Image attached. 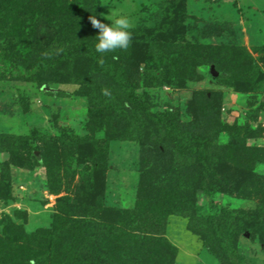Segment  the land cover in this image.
<instances>
[{
    "label": "rangeland",
    "instance_id": "1",
    "mask_svg": "<svg viewBox=\"0 0 264 264\" xmlns=\"http://www.w3.org/2000/svg\"><path fill=\"white\" fill-rule=\"evenodd\" d=\"M113 9L132 18L129 47L108 53L133 93L174 126L199 123L210 151L207 190L200 170L172 191L196 229L171 215L137 238L175 149L156 155L166 142L84 48L66 60L95 49L89 17ZM89 263L264 264V0H0V264Z\"/></svg>",
    "mask_w": 264,
    "mask_h": 264
},
{
    "label": "trees",
    "instance_id": "2",
    "mask_svg": "<svg viewBox=\"0 0 264 264\" xmlns=\"http://www.w3.org/2000/svg\"><path fill=\"white\" fill-rule=\"evenodd\" d=\"M80 47L84 48L82 50L83 54L87 52L86 57L89 58V60L91 59V63L92 65H94V68H95L94 71L97 75L99 74L109 75L110 80H112L113 84L117 86V89L120 90V93L121 94H124L125 92L127 93V95H125L124 98L121 100L120 102L121 105L125 108L130 109L131 111L130 114L132 115L141 113L143 115L142 120L147 122V125L145 128H147V130L151 133L155 132V135L156 133L157 135H160L163 139L162 143L166 142V144H164V147H163L164 152L160 151V146L155 147L156 155L157 153L162 154V155L169 154L167 152V150H169L168 146L172 145L173 148L175 149V152L173 154V157L171 158H175L177 161H179V163L175 164V167L173 169L174 171L172 173H169L166 176V180L164 181L166 182L165 189L163 190V192H160L158 194L159 196L157 199L155 200L150 199L151 198L150 195L148 196V198L146 197L148 194V191L145 188L149 185V182L148 184H146L144 181L145 187H144V190H142L140 196L141 197L143 196L141 198L143 200L146 198L147 200L149 199L147 203L154 204L153 207L151 206L153 208V212L152 211L150 212L149 210V214L145 216L144 219L138 220L139 226L138 228L133 230V232H136L137 238L143 235L144 236L145 235H158L160 234L158 232L159 231L158 228L155 227L156 229H154L153 226L154 225L161 226V227L164 226V222L166 218L171 215H178V216L189 218L190 220L189 228L191 230H193V228L196 229V225L194 224L191 225L192 212H191L190 207L186 206L187 205L186 203L182 205L183 201L180 197L177 196L178 193L176 194L173 192L174 194H172V191L173 190L183 191V189L186 188L189 181H193L191 178L189 179L187 175L194 176L196 172L197 171L200 172V170L202 173H199V175L202 174V176L201 178L198 177V179L195 178L196 182L197 183L201 182L202 184L203 183L205 184L206 179H205V176L203 175H206V173L209 172V168L211 165L210 163L212 160L210 158V151L208 149V146L205 147L202 144V142H200V139L202 138L195 135L196 134L195 130L200 129L199 123L195 122L192 125L194 127L193 128L194 130L187 131L184 129V127L174 126L175 122L170 121L172 120V117H174L173 114H171V112H168V115L162 114L158 116L150 114V111H149L150 108L148 104L146 103V100L143 97L136 96L133 93V88L135 85L133 82H131V79L128 78L129 74L126 71L124 73L125 66H123L122 64L124 60V55L122 54V52H120L117 55H113L108 52L105 54H101V53L94 51L95 49L91 48L87 44L83 46L79 45L78 47L70 46V48H65L64 50V54L65 56H67L66 60L68 62H73L74 58L78 57L77 56L78 52L75 55L73 51L80 49ZM133 49H135V47H133ZM133 49L131 53L134 52ZM127 55L128 54L126 52V56ZM134 56L135 55H133V57ZM101 58L103 59V63H100ZM61 60L62 58L60 57V55L57 56L56 60L52 62L53 64L51 65V68H55L54 66L57 64V62L59 61L61 62ZM46 65H47L46 62H38V64H36L37 68L41 70L46 69L47 68ZM169 70L171 69L169 68ZM215 70H216V67H215ZM120 73L122 77H119L117 79L113 78L119 75ZM212 79L217 81L219 77L217 78L212 77ZM167 124H171L173 127L167 126ZM200 131L201 130H199V134H201ZM151 141L156 142L157 137L154 136L153 140L151 139L149 142ZM180 155H185L187 156V158H181ZM206 186L207 184L204 185V187L199 186L200 187L199 189H203L204 191H206L207 190ZM165 190H168V192H166ZM197 233H200V232H197ZM171 249L173 248L171 247Z\"/></svg>",
    "mask_w": 264,
    "mask_h": 264
},
{
    "label": "clouds",
    "instance_id": "3",
    "mask_svg": "<svg viewBox=\"0 0 264 264\" xmlns=\"http://www.w3.org/2000/svg\"><path fill=\"white\" fill-rule=\"evenodd\" d=\"M99 15L103 17V20L98 19L96 15L89 17L92 27L98 30L95 35V51L105 54L127 49L132 39V18L117 9H113L107 15L104 13ZM105 20L111 23H105ZM100 63H103L102 58Z\"/></svg>",
    "mask_w": 264,
    "mask_h": 264
},
{
    "label": "water",
    "instance_id": "4",
    "mask_svg": "<svg viewBox=\"0 0 264 264\" xmlns=\"http://www.w3.org/2000/svg\"><path fill=\"white\" fill-rule=\"evenodd\" d=\"M211 73H212V76H214V77H216V76H217V74L215 73V71H214V68H213V67L211 68Z\"/></svg>",
    "mask_w": 264,
    "mask_h": 264
}]
</instances>
